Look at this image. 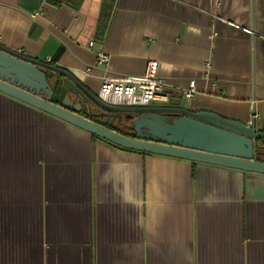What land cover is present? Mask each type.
<instances>
[{
  "label": "crops",
  "instance_id": "1",
  "mask_svg": "<svg viewBox=\"0 0 264 264\" xmlns=\"http://www.w3.org/2000/svg\"><path fill=\"white\" fill-rule=\"evenodd\" d=\"M0 44L96 96L156 61L195 83L168 105L264 131V0H0ZM0 264H264V174L122 148L0 92Z\"/></svg>",
  "mask_w": 264,
  "mask_h": 264
},
{
  "label": "water",
  "instance_id": "2",
  "mask_svg": "<svg viewBox=\"0 0 264 264\" xmlns=\"http://www.w3.org/2000/svg\"><path fill=\"white\" fill-rule=\"evenodd\" d=\"M0 92L122 148L264 174V131L251 124L181 105H110L69 71L2 44Z\"/></svg>",
  "mask_w": 264,
  "mask_h": 264
},
{
  "label": "built area",
  "instance_id": "3",
  "mask_svg": "<svg viewBox=\"0 0 264 264\" xmlns=\"http://www.w3.org/2000/svg\"><path fill=\"white\" fill-rule=\"evenodd\" d=\"M92 44V40L87 42L88 47ZM108 59V55L103 52L96 54L98 64H106ZM50 60L48 57L47 61ZM156 70L157 62L149 61L142 75L105 77L98 89L97 97L107 104L116 106H148L154 101L165 105L176 95H179L182 100L192 98L195 91L194 80H191L190 85L178 93L157 76Z\"/></svg>",
  "mask_w": 264,
  "mask_h": 264
},
{
  "label": "trees",
  "instance_id": "4",
  "mask_svg": "<svg viewBox=\"0 0 264 264\" xmlns=\"http://www.w3.org/2000/svg\"><path fill=\"white\" fill-rule=\"evenodd\" d=\"M51 61V60H50ZM118 131H120L121 132V130H119L118 129ZM95 136V135H94ZM111 143V142H110ZM113 144V143H112ZM258 145L260 146V149H262V150H264V139H259L258 140ZM118 146V145H117ZM120 147V146H119ZM259 158H260V160H261V162L262 161H264V154H261L260 156H259Z\"/></svg>",
  "mask_w": 264,
  "mask_h": 264
}]
</instances>
